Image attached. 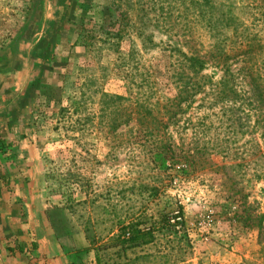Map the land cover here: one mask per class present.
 Returning <instances> with one entry per match:
<instances>
[{"label": "rangeland", "instance_id": "rangeland-1", "mask_svg": "<svg viewBox=\"0 0 264 264\" xmlns=\"http://www.w3.org/2000/svg\"><path fill=\"white\" fill-rule=\"evenodd\" d=\"M30 6L0 0V54L19 39ZM89 6L85 51L43 150L57 234L83 235L103 264L116 259L117 246L101 249L112 225L138 216L150 224L181 208L183 239L157 234L128 258L264 263V0H89ZM221 13L231 16L224 27ZM215 43L262 50L251 60L229 50L224 100L217 94L223 63L213 59ZM181 52L205 59L201 74L213 90L195 95L175 125H153L149 116L148 125H137L134 114L123 115L120 108L128 113L137 100L142 114L151 108L160 117L181 83ZM253 62L263 67L255 81L247 75ZM168 141L172 158L163 152Z\"/></svg>", "mask_w": 264, "mask_h": 264}, {"label": "crops", "instance_id": "crops-1", "mask_svg": "<svg viewBox=\"0 0 264 264\" xmlns=\"http://www.w3.org/2000/svg\"><path fill=\"white\" fill-rule=\"evenodd\" d=\"M19 39L0 54V264H97L81 234L49 217L43 150L85 46L89 0H30Z\"/></svg>", "mask_w": 264, "mask_h": 264}, {"label": "trees", "instance_id": "trees-1", "mask_svg": "<svg viewBox=\"0 0 264 264\" xmlns=\"http://www.w3.org/2000/svg\"><path fill=\"white\" fill-rule=\"evenodd\" d=\"M221 17L217 20L220 24L226 26L225 22L228 20L227 18L231 19V16L226 15L225 13H221ZM225 15V16H224ZM203 17V16H201ZM227 17V18H226ZM206 23L208 28H213L212 23V16L206 18ZM225 39V38H224ZM225 41V40H224ZM232 49H226L225 46H220L219 44L215 43L214 45V55L213 59L217 61H222V75L220 80L218 81L217 85H219V89L217 91L218 99L224 100L228 93L227 81L228 76L232 74L229 66L226 63V59L229 57V52L236 51V55H247L249 60H251L256 54L261 55L262 50L258 49L256 52L251 47H246L242 49L241 47H237L232 51ZM183 56V67H182V76H179V81L175 85V93L171 97H167L163 104V111L158 118V111L156 113L153 112V109L146 108V113L142 114V111L138 109V101L136 99L135 103H132L131 108L127 113V108H120L123 112V115H128L132 118L134 114V119L137 122V125H148V123H153V125H175L178 123L180 119V115L184 113L185 109L188 107L192 99L195 95L199 93H208L206 88L209 90H213L212 86L209 85L210 81L205 79V76L201 74L202 70L205 68L206 61L202 57L197 55H188L184 52H181ZM254 65V66H253ZM262 70L263 67L259 66L258 64H251L248 70V76L250 80L255 81V79H260V69ZM261 79L263 77L261 76ZM254 85V83H251ZM109 98L112 99H121L125 100V97H121L119 95H107ZM147 116L150 117L148 123H144L147 119ZM124 120V119H123ZM131 119L126 120L125 122H129ZM164 155L168 156V158H172L175 156V151L173 149V144L168 141L166 145H164ZM115 231V233H114ZM157 234H161L163 236H172L174 239H183L185 237L186 231L184 230V219H183V212L182 209L179 208L176 213L169 214H160L157 219H154L153 222L150 224L141 218V216L132 219L128 223H118L117 225L110 227L107 232V243L101 245V249L106 250L109 246H117L115 255L116 259L107 258L103 259V264H136L140 257L135 256L134 259L130 260L128 258V251L135 252L136 249H143L146 245L154 243L157 238ZM91 247V243H88L87 246L78 249V251H85ZM111 260V261H110ZM172 264H177L179 261L183 259L179 257H175L173 259L168 258ZM139 264V263H137ZM251 264H264L263 261L260 263H251Z\"/></svg>", "mask_w": 264, "mask_h": 264}]
</instances>
